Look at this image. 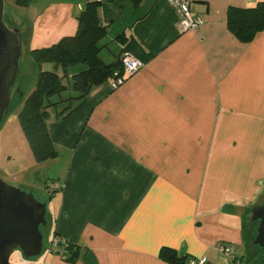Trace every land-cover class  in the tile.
Wrapping results in <instances>:
<instances>
[{"label":"crops","instance_id":"obj_1","mask_svg":"<svg viewBox=\"0 0 264 264\" xmlns=\"http://www.w3.org/2000/svg\"><path fill=\"white\" fill-rule=\"evenodd\" d=\"M87 1L17 4L21 54L73 35ZM98 1L101 42L117 46L108 63L123 50L143 66L115 87L109 79L92 86L63 117H48L68 161L52 194L57 203L44 200L45 236L76 254L65 260L48 245L31 264H88L87 256L95 264H176L159 256L162 246L210 264H250L249 213L264 194V28L240 41L226 12L264 0H190L203 23L185 32L167 0ZM219 241L232 244L236 259L217 253Z\"/></svg>","mask_w":264,"mask_h":264},{"label":"trees","instance_id":"obj_2","mask_svg":"<svg viewBox=\"0 0 264 264\" xmlns=\"http://www.w3.org/2000/svg\"><path fill=\"white\" fill-rule=\"evenodd\" d=\"M133 1L136 3L139 0ZM26 3L27 0H16V4L19 5ZM98 5V0H88L85 3L76 17L77 30L73 35L63 36L50 46L29 51L38 67V72L34 88L24 98L17 119L36 162L46 161L56 155V148L47 128L48 108L63 102L65 106L60 110L61 115L73 111L84 101L92 86L109 79L112 72L120 68V56L123 50H120V53L116 54L117 59L110 63L104 62L100 57L104 46L101 41L106 35V25L103 26L99 22ZM226 21L228 29L237 39L250 41L264 28V1H258L251 7L229 6ZM116 40L122 44L124 42L122 35L117 36ZM43 64H50L51 67L43 69L41 68ZM78 65H84L85 68L75 73L68 71V67ZM65 77L68 79L67 83L64 82ZM66 90L69 91V96L61 98V93ZM55 95L60 99L50 101ZM71 100L77 103L72 105ZM52 193L50 192L49 196ZM252 223L254 229L257 228L258 222ZM48 227L43 236L47 234ZM66 248L68 254L63 259L72 260L76 250L72 244H68ZM159 256L176 264H184L187 259V256L177 255L173 248L167 246L160 248ZM87 262L95 264L90 256H87Z\"/></svg>","mask_w":264,"mask_h":264},{"label":"rangeland","instance_id":"obj_3","mask_svg":"<svg viewBox=\"0 0 264 264\" xmlns=\"http://www.w3.org/2000/svg\"><path fill=\"white\" fill-rule=\"evenodd\" d=\"M3 2V20L7 25L12 27L16 23L13 19V14H22L24 10L22 7H18L16 0H3ZM101 44H104L102 49L104 55L103 59L108 63L111 60V57L116 53L117 46L115 42L109 39L101 42ZM22 50L23 52L19 60L18 76L14 85L10 89V102L0 123V179L8 184L20 186L23 190L32 192L37 200L44 201L45 199L47 200L48 197L46 194H49L45 187V182L54 180L60 184L62 183L63 173L67 169L68 157L67 154H65V145L57 144L55 156L43 162H36L20 128L17 119V114L21 108L19 95L22 91L25 92V90L30 87L35 78L36 69V64L32 59L30 52L26 54V48L24 47ZM44 66V69H49L50 64H44ZM83 68H85L84 65H78L75 67H68V71L75 73ZM64 82H68L66 77L64 78ZM68 96L69 91L67 90L60 95L61 98H66ZM60 97L55 95L50 98V101H57ZM71 101L72 105L77 103L76 101ZM64 106L65 104L61 102L56 106L49 107V116L51 115V118L63 117L60 114V110ZM56 109L57 112H55ZM87 138L90 137L88 136ZM88 169H92L89 164ZM57 191L59 190H56L55 192ZM50 198L52 203H57V198L55 200L54 195ZM261 198L262 196L257 199V202H259ZM48 225L49 218L47 217L46 225L41 228L42 233L46 232ZM47 244L46 236L44 235L43 250L46 249ZM252 246V253H250L248 259L250 264H264L263 252H261L259 247L253 244ZM39 257L40 255L33 259L25 258L20 251L15 250L11 253L9 262L12 264H31V261L37 260ZM186 260L184 261V264Z\"/></svg>","mask_w":264,"mask_h":264},{"label":"water","instance_id":"obj_4","mask_svg":"<svg viewBox=\"0 0 264 264\" xmlns=\"http://www.w3.org/2000/svg\"><path fill=\"white\" fill-rule=\"evenodd\" d=\"M4 2L0 0V123L10 102V89L19 71L22 36L17 27L3 20ZM251 222H258L252 244L264 254V194L252 205ZM47 222V205L32 192L0 179V264L9 262L11 253L20 251L25 258H35L43 252L41 226Z\"/></svg>","mask_w":264,"mask_h":264},{"label":"built area","instance_id":"obj_5","mask_svg":"<svg viewBox=\"0 0 264 264\" xmlns=\"http://www.w3.org/2000/svg\"><path fill=\"white\" fill-rule=\"evenodd\" d=\"M171 7L174 9L177 17V25L180 32L188 30H196L202 25L203 19L200 15L194 14L191 11L190 0H167ZM103 26L105 22L101 23ZM143 66V62L139 59L132 57L127 51H123L120 56V68L115 69L112 72V76L109 78L112 87L121 84L128 75L133 74L139 68ZM45 187L48 192L57 190L60 185L58 182L51 180L45 182ZM67 243L57 236H52L49 240V250L60 255L62 258L68 254ZM215 250L219 255L234 260L233 246L229 242L219 241L214 246ZM185 264H210L208 258L205 255L187 257Z\"/></svg>","mask_w":264,"mask_h":264},{"label":"flooded vegetation","instance_id":"obj_6","mask_svg":"<svg viewBox=\"0 0 264 264\" xmlns=\"http://www.w3.org/2000/svg\"><path fill=\"white\" fill-rule=\"evenodd\" d=\"M254 222V221H253Z\"/></svg>","mask_w":264,"mask_h":264}]
</instances>
